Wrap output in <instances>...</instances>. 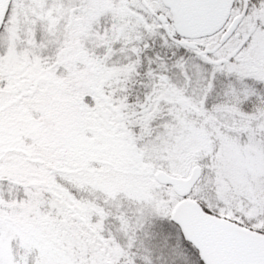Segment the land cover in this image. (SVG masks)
<instances>
[{
	"label": "snow or ice",
	"instance_id": "snow-or-ice-1",
	"mask_svg": "<svg viewBox=\"0 0 264 264\" xmlns=\"http://www.w3.org/2000/svg\"><path fill=\"white\" fill-rule=\"evenodd\" d=\"M0 264H264V0H0Z\"/></svg>",
	"mask_w": 264,
	"mask_h": 264
}]
</instances>
